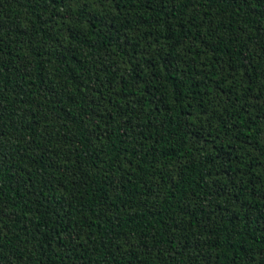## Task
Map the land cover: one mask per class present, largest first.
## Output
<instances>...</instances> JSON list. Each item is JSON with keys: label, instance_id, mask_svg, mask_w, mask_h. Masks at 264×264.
<instances>
[{"label": "trees", "instance_id": "trees-1", "mask_svg": "<svg viewBox=\"0 0 264 264\" xmlns=\"http://www.w3.org/2000/svg\"><path fill=\"white\" fill-rule=\"evenodd\" d=\"M0 264H264V0H0Z\"/></svg>", "mask_w": 264, "mask_h": 264}]
</instances>
